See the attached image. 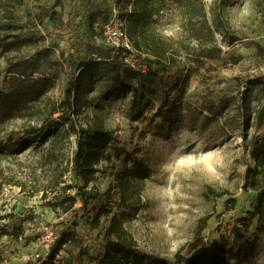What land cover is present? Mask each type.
Masks as SVG:
<instances>
[{"label": "rangeland", "instance_id": "rangeland-1", "mask_svg": "<svg viewBox=\"0 0 264 264\" xmlns=\"http://www.w3.org/2000/svg\"><path fill=\"white\" fill-rule=\"evenodd\" d=\"M203 1L207 7L221 10L228 21L222 34L217 33L221 54L195 60L182 53L179 63L170 66L176 83L170 95L151 98L142 114L130 104V87L111 96L114 84L109 59L93 49L105 43L102 23L111 18L108 10L114 0H25L16 9L17 17L29 22V30H38L43 36L29 39V30H23L25 41L20 48L0 53V264L46 257V231L56 234L71 220L59 206L66 191L49 187L44 197L43 188L49 171L70 164L78 134L66 125L43 146L34 143L4 149V144L10 136H24L31 126L44 124L45 116L63 96L71 69L75 70L78 60L90 57L104 64L97 69L94 87L74 118L78 126L102 118L105 127L117 135L118 145L145 161L141 202L127 206L116 202L113 214L122 217L148 255L147 264H176L177 253L188 258V264H218L220 235L234 245L239 243L233 226L254 207L257 198L256 192L244 189L246 169L254 165L246 140L254 133L264 139V126L256 130L254 122L255 111L264 102V83H249L264 74V0ZM70 7L77 12L73 27L66 23ZM53 12L58 15L52 17ZM156 28L161 35L176 36L180 19L164 13ZM41 55L58 60L71 56L76 61L60 72L54 88L40 99L6 95L7 59ZM41 59L36 75L48 70L50 61ZM48 150L52 151L51 164L46 166ZM121 166L118 159L104 160L92 184L105 193ZM65 177L74 181L71 171ZM19 181L26 186L17 185ZM210 190H227L228 195L217 198ZM229 197L237 199L233 209H228ZM207 213L213 216L202 239L196 241L197 221ZM30 233L40 236L28 242L24 236ZM245 237L254 240L251 249L224 264H264V218L253 220ZM77 250V244L68 245L53 264H74Z\"/></svg>", "mask_w": 264, "mask_h": 264}, {"label": "trees", "instance_id": "trees-1", "mask_svg": "<svg viewBox=\"0 0 264 264\" xmlns=\"http://www.w3.org/2000/svg\"><path fill=\"white\" fill-rule=\"evenodd\" d=\"M24 3L25 0H0V53L19 49L25 41L22 31L29 30V22L21 21L16 15V9ZM117 6L131 48L120 46L114 54L115 47L105 42L97 44L93 49L104 52L109 59L107 64L111 67V81L114 84L111 96L118 95L130 87V104L139 114L150 104L151 98L160 99L170 95L172 86L176 85L170 66L179 63L182 53L198 60L216 58L222 52L217 33L222 34L228 21L221 10L215 6L207 7L203 0H117ZM111 13L112 6L108 10V14ZM164 13L179 17L181 30L176 36L166 37L157 32L158 19ZM56 15V12L51 14L52 17ZM76 18L77 12L74 7H70L66 22L68 26L73 27ZM106 22L102 23L103 33ZM28 33L29 39L43 36L38 30H29ZM125 56H133L136 66L124 61ZM41 58L50 61L47 62L48 70L36 75L43 64ZM75 61L71 56H63L58 60L49 59V56L45 55L37 58L7 59L4 69L8 89L6 95L40 99L54 88L60 72L71 67ZM102 64L104 63L93 57L78 60L75 70L71 69L69 73L61 100L53 105L50 113L45 116L44 124L40 127L31 126L24 136H10L4 144V149L31 146L34 143L35 147L43 146L52 137L57 138L60 130L66 125L71 133L78 134L77 148L70 164L63 170L53 168L49 171L48 188H43L44 197H47L49 187L66 191L59 206L63 213L70 214L71 220L58 230L46 257L21 264H53L56 256L70 244L78 245L74 264L148 263V255L140 249L122 217L117 213L113 214V204L116 202L122 206L141 202V192L145 184L142 177L146 168L145 161L135 156L133 150L119 146L117 135L105 127L102 118L95 115L85 126H78L74 118L82 101L92 91L97 78L96 71ZM249 83H264V74L255 76ZM56 112L58 117L53 118ZM254 122L256 130L263 128L264 102L255 111ZM246 147L254 165L246 169L244 189L256 192V203L245 216L239 217L233 226L232 233L234 239L239 241L238 244L234 245L220 235V245L216 249L218 264H224L229 258L245 255L254 244L253 239L245 237L250 223L255 219L262 221L264 218V139L254 133L246 140ZM51 153L52 151L48 150L45 154L46 166L51 164ZM114 159H118L123 166L116 170L113 182L106 192L102 193L92 183L101 163ZM69 171L72 172L74 181H68L65 177ZM17 185L25 187L26 183L19 181ZM73 189L74 194L69 192ZM214 193L217 198L228 195L227 190ZM227 202L228 209H233L237 199L229 197ZM212 216L207 213L198 219L194 231L196 241L202 239ZM39 236V233H30L26 234L24 239L32 242ZM188 263V258L180 256V253L176 254V264Z\"/></svg>", "mask_w": 264, "mask_h": 264}, {"label": "built area", "instance_id": "built-area-1", "mask_svg": "<svg viewBox=\"0 0 264 264\" xmlns=\"http://www.w3.org/2000/svg\"><path fill=\"white\" fill-rule=\"evenodd\" d=\"M104 36L106 39L105 42L115 47V51L113 52L114 54L117 52L116 49L120 46L131 48L125 24L119 17V7L117 6V0H114L112 4L111 18L104 25ZM124 61L132 66H136V60L133 56H125ZM55 235L56 234L53 231L49 230H47L44 234V240L46 241L48 249Z\"/></svg>", "mask_w": 264, "mask_h": 264}]
</instances>
